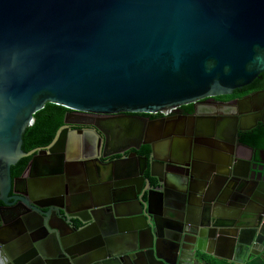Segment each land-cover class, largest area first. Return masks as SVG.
Listing matches in <instances>:
<instances>
[{
    "label": "water",
    "instance_id": "water-1",
    "mask_svg": "<svg viewBox=\"0 0 264 264\" xmlns=\"http://www.w3.org/2000/svg\"><path fill=\"white\" fill-rule=\"evenodd\" d=\"M260 74L264 0H0V264L264 260V164L238 141L242 129L206 135L216 143L210 160L167 144L157 158L158 129L143 143L148 156L130 154L137 166H112L127 157L104 163L103 149L72 164L74 145H86L72 126H87L93 149L99 128L68 113L48 146L21 150L47 103L81 115H151L228 96ZM23 158L28 167L13 179ZM90 162L98 175L87 168L78 190L64 170ZM41 183L51 185L46 195L36 192ZM79 193L95 203L74 210Z\"/></svg>",
    "mask_w": 264,
    "mask_h": 264
},
{
    "label": "flooded vegetation",
    "instance_id": "flooded-vegetation-1",
    "mask_svg": "<svg viewBox=\"0 0 264 264\" xmlns=\"http://www.w3.org/2000/svg\"><path fill=\"white\" fill-rule=\"evenodd\" d=\"M255 109H259L257 119L260 121L257 122L254 120ZM69 113H71L70 120L78 118H81V120H92L99 128V131H97L99 136L95 139L93 149V147L89 146L91 136L88 133L87 126H72L73 131L76 129L77 131L82 130V134H79V136L82 142H86V145H80L78 149L72 143L76 151V153L71 152L70 157H74L72 164L78 163V158L81 159L83 156L93 154L94 151L96 152L100 149H103V152L98 158L104 163L115 162L121 159V157H127V159H122L123 162L118 161L116 165L112 166L124 167L133 164L134 162H131V160H134V157L130 154L136 152L137 158L148 156L150 149L147 153L143 149L149 148V146L143 143L152 141L153 137L157 135L158 129L161 145L156 150L157 158L164 157L163 148L167 144L168 147L175 146L181 149V151L189 145L195 152L196 157L203 161L206 159L210 160L214 156L215 150L213 148H216V143L211 139H207L206 135H216L221 131H230L234 128L243 130L238 135L240 143L252 147L256 151H260V155L257 152L256 157L252 161L264 164V142L257 145L254 141L245 137V135H252L254 132H264V74H260L251 84L235 90L228 96L204 98L186 106L166 108L149 116L147 114L126 113L114 115ZM73 139H75L74 134L69 130L66 135L65 147L71 144ZM55 149L58 150V148ZM242 154L245 158L248 157V152H243ZM137 160L139 161V159ZM202 160L194 162L193 171L196 174H202ZM138 161L135 162L138 164ZM136 163L134 164L137 166ZM90 166L94 167L96 164L90 162L81 166L85 179H88L85 171ZM259 166L257 164V167ZM41 172H43L42 169ZM66 177L75 185L74 187L82 190L81 186L78 188L74 183L78 184L77 180L71 176ZM80 183L81 181H79ZM82 194L84 193H79L78 198L80 199H76L75 203L72 204L74 210L82 205H92L95 203L93 200L89 201L88 204L83 203ZM96 199V202H99L100 199ZM101 214L99 215L100 218L105 220L104 213ZM5 218H8L7 214H5Z\"/></svg>",
    "mask_w": 264,
    "mask_h": 264
},
{
    "label": "trees",
    "instance_id": "trees-1",
    "mask_svg": "<svg viewBox=\"0 0 264 264\" xmlns=\"http://www.w3.org/2000/svg\"><path fill=\"white\" fill-rule=\"evenodd\" d=\"M70 111L62 106L47 103L40 111L36 112L33 116L34 123L28 127L22 135L21 150L27 153L36 148H44L48 146L58 129L63 125L65 116ZM149 116V115H148ZM257 143V145L264 142V132H254L252 135H245ZM145 153L149 152V148L143 149ZM30 158L21 159L14 167L11 168V175L20 177L28 167ZM206 264H224L222 261H215L208 258Z\"/></svg>",
    "mask_w": 264,
    "mask_h": 264
},
{
    "label": "crops",
    "instance_id": "crops-1",
    "mask_svg": "<svg viewBox=\"0 0 264 264\" xmlns=\"http://www.w3.org/2000/svg\"><path fill=\"white\" fill-rule=\"evenodd\" d=\"M43 164H39V167L36 166L35 170L32 172L33 173H37V172H41V166ZM40 169V170H39ZM92 170L94 172L95 175H98V169L97 167H89L88 170ZM82 168L81 169H78L76 167H71L70 169H66L64 170V173L66 176H71L73 179L77 180L78 181V184L76 182H74L76 184V186L79 188L80 186L82 187V189L85 187L83 186L82 184V178L84 179V181L86 180L84 178V174L81 172ZM81 177V178H80ZM79 178V179H77ZM79 181H81V183L79 184ZM31 182V181H30ZM29 182V183H30ZM35 188H36V192L38 193V195H46L47 193H49L51 191V185L50 184H45V183H41V184H35L34 185ZM96 198V196H95ZM211 259H214L215 261H222L224 264H235V263H232V262H228V261H225V260H220V259H216V258H212L210 257ZM199 264H206V263H199ZM244 264H264V260H261L260 258H250L248 259Z\"/></svg>",
    "mask_w": 264,
    "mask_h": 264
},
{
    "label": "built area",
    "instance_id": "built-area-1",
    "mask_svg": "<svg viewBox=\"0 0 264 264\" xmlns=\"http://www.w3.org/2000/svg\"><path fill=\"white\" fill-rule=\"evenodd\" d=\"M153 114H155V113H153Z\"/></svg>",
    "mask_w": 264,
    "mask_h": 264
}]
</instances>
